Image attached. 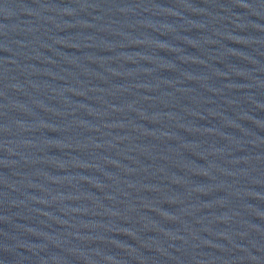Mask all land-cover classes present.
Here are the masks:
<instances>
[{"label": "water", "instance_id": "obj_1", "mask_svg": "<svg viewBox=\"0 0 264 264\" xmlns=\"http://www.w3.org/2000/svg\"><path fill=\"white\" fill-rule=\"evenodd\" d=\"M0 264H264V0H0Z\"/></svg>", "mask_w": 264, "mask_h": 264}]
</instances>
